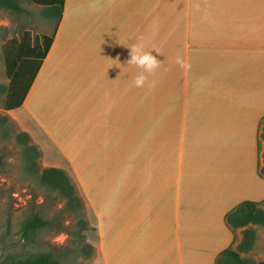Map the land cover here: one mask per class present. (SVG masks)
<instances>
[{
  "label": "crops",
  "instance_id": "0c3cea01",
  "mask_svg": "<svg viewBox=\"0 0 264 264\" xmlns=\"http://www.w3.org/2000/svg\"><path fill=\"white\" fill-rule=\"evenodd\" d=\"M53 32L11 111L78 182L103 264H215L226 213L264 198V0H65ZM138 38L182 71L174 108L145 112L126 63Z\"/></svg>",
  "mask_w": 264,
  "mask_h": 264
},
{
  "label": "rangeland",
  "instance_id": "374dc122",
  "mask_svg": "<svg viewBox=\"0 0 264 264\" xmlns=\"http://www.w3.org/2000/svg\"><path fill=\"white\" fill-rule=\"evenodd\" d=\"M17 1L21 6L19 10L0 6V264L11 258L29 256L40 250L54 255L67 252L72 236L66 230L61 231V227L62 224L75 223L73 214L67 211L64 201L55 194L39 188L25 166L26 156L22 139L17 137L18 132L25 131L28 127L24 113L4 109L7 95L5 90L10 83L3 50L5 43L13 38L22 40L23 37L29 38L31 43L36 39L41 42L43 35L52 34L57 22L56 17L51 15L48 9L34 3L33 0ZM181 74L182 71L178 70H157L149 77L150 81H155V87H144L145 112L175 107L173 97H177L176 93L180 91L181 87L176 83L180 81ZM169 90L172 91L170 94ZM72 102L70 106L80 107L82 101L75 98ZM32 141L35 142L33 137ZM263 152L264 139L259 134L258 173L259 165L263 161ZM39 163L41 168L49 166L44 156L39 159ZM259 205L264 208V198L259 200ZM86 209L89 218L87 205ZM34 212H41L46 218H51L52 223L45 227L35 240L27 241L22 236V226ZM90 223L94 225L93 222ZM252 227L256 234L255 243L249 250L240 252V256L246 264H264V226ZM244 228L231 227L233 248H236L243 239ZM89 241L97 249L93 240ZM221 251L214 258L215 264H218L217 258ZM98 252L97 249L96 254L90 258L81 256L73 258L79 263L83 261L88 264H103Z\"/></svg>",
  "mask_w": 264,
  "mask_h": 264
},
{
  "label": "trees",
  "instance_id": "16d2710c",
  "mask_svg": "<svg viewBox=\"0 0 264 264\" xmlns=\"http://www.w3.org/2000/svg\"><path fill=\"white\" fill-rule=\"evenodd\" d=\"M34 3L44 6L51 15L57 19L56 25L63 13L65 0H33ZM0 6L14 10L21 9L17 0H0ZM54 32L51 35H43L41 42L37 39L34 43L29 38L22 40L15 38L7 41L4 45V55L7 65V73L10 83L6 88L5 110L20 107L27 96L35 77L53 42ZM261 137L264 139V117L262 119ZM22 139V147L26 156V164L32 179L39 188L48 193H53L61 198L68 212L73 214L75 223L62 224L61 231L66 230L71 236L69 250L61 255L50 252L36 251L26 257L11 258L2 264H88L74 261L73 256L90 258L96 254V247L89 241L90 235L96 227L87 216L86 199L81 188L73 175L64 168L43 167L39 159L43 156V150L36 142L32 141L31 135L26 131L17 133ZM259 174L264 177V152L263 161L259 165ZM227 224L232 228L245 227L243 239L236 248L232 246L220 252L218 264H246L240 256V252L249 250L255 243V230L253 225L264 226V208L258 201L244 200L237 204L225 215ZM52 219H48L41 212H34L22 226V236L27 241L35 240L40 232L45 229ZM92 230H94L92 232Z\"/></svg>",
  "mask_w": 264,
  "mask_h": 264
},
{
  "label": "clouds",
  "instance_id": "9594fccd",
  "mask_svg": "<svg viewBox=\"0 0 264 264\" xmlns=\"http://www.w3.org/2000/svg\"><path fill=\"white\" fill-rule=\"evenodd\" d=\"M129 59L126 61L127 65H131L140 69V72L135 76L133 80V86L136 88H154L155 81L149 80V77L154 75L158 69L161 68L162 62L157 59L151 51H146L142 38H138L136 43L128 46ZM159 54V53H158ZM118 59V58H117ZM181 68H188L190 65L181 58L177 57L175 61Z\"/></svg>",
  "mask_w": 264,
  "mask_h": 264
}]
</instances>
